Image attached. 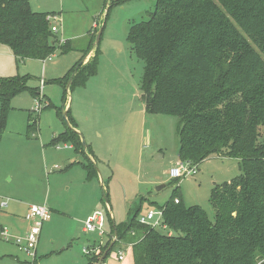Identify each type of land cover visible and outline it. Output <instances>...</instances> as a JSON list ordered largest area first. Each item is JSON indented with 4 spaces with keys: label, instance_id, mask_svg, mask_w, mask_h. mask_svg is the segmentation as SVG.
I'll list each match as a JSON object with an SVG mask.
<instances>
[{
    "label": "rangeland",
    "instance_id": "1",
    "mask_svg": "<svg viewBox=\"0 0 264 264\" xmlns=\"http://www.w3.org/2000/svg\"><path fill=\"white\" fill-rule=\"evenodd\" d=\"M111 1L30 0L34 11L55 10L51 25L58 26L54 32L58 49L46 59L17 61L12 50L0 44V78L29 74L28 84L39 89L38 98L26 91L11 99L0 135V203H7L0 206V264H87V240L97 256L114 240L109 219L107 234L85 232L89 215L108 206L119 223L139 208L140 214L157 210L177 185L186 205L202 206L214 220L213 188L241 174L239 160L211 156L198 164L195 174L178 181L170 177L171 167L184 161L179 158V118L146 110L145 63L128 40L130 26L148 20L156 0H126L109 8ZM91 38L92 49L84 60L93 58L99 48L98 72L85 86L69 90L64 101L63 86L52 80L78 66L83 52L62 53L59 46L68 39L83 49ZM69 107L76 130L95 151L91 161L98 176L93 178L85 168L89 155L76 151L70 141L55 139L70 127L61 115ZM29 124L37 128L28 131ZM261 134L264 139V127ZM106 193L108 205L103 202ZM33 204L50 210L35 257L13 241L29 230L22 217ZM104 264H134L131 247L118 242Z\"/></svg>",
    "mask_w": 264,
    "mask_h": 264
},
{
    "label": "trees",
    "instance_id": "2",
    "mask_svg": "<svg viewBox=\"0 0 264 264\" xmlns=\"http://www.w3.org/2000/svg\"><path fill=\"white\" fill-rule=\"evenodd\" d=\"M125 1L112 0L109 8ZM51 14L34 11L30 0H0V44L17 61L50 57L59 41ZM128 40L145 63L146 110L179 118V158L196 164L211 156L235 158L241 174L213 188L214 220L202 206L186 205L179 185L158 206L166 228L141 223V208L119 223L109 215L114 244L98 256L87 253V264H99L103 256L104 264L118 242L131 247L134 264H264V0H156L150 18L130 26ZM59 49L83 52L69 87L77 65L52 80L63 86L65 101L69 90L97 74L99 48L87 62L92 38L86 48L66 40ZM30 78H0V135L15 95L39 97ZM67 117L74 129L55 139L93 155L75 130L71 107ZM85 168L89 178L98 176L91 160ZM103 202L109 203L107 193Z\"/></svg>",
    "mask_w": 264,
    "mask_h": 264
},
{
    "label": "built area",
    "instance_id": "3",
    "mask_svg": "<svg viewBox=\"0 0 264 264\" xmlns=\"http://www.w3.org/2000/svg\"><path fill=\"white\" fill-rule=\"evenodd\" d=\"M51 20V16L49 17ZM53 32H58V26L51 25ZM198 164L192 163L189 161H179L177 165L172 166L170 169V177L179 179L184 178L187 175H192L197 172ZM178 202V199H176ZM1 207L7 206L6 202L0 203ZM109 215L112 216L111 211L107 206V210H95L88 218L85 220L84 231L85 232H94L99 235L107 234L105 227L107 225ZM25 220L29 224V230L26 232L25 237H18L14 239L22 249H24L32 257H35V252L38 247L40 234L43 228V224L46 220L50 218V210L45 205H36L33 204L29 207L27 213L25 214ZM141 223L150 224L154 228H166V225L163 221V210L162 209H150L146 213L139 216ZM2 235H7L8 231L3 230ZM171 234V232H170ZM116 239V237H115ZM95 247L87 245L84 248L86 253L93 252ZM124 258V251H119V259ZM30 264V262L28 261Z\"/></svg>",
    "mask_w": 264,
    "mask_h": 264
},
{
    "label": "water",
    "instance_id": "4",
    "mask_svg": "<svg viewBox=\"0 0 264 264\" xmlns=\"http://www.w3.org/2000/svg\"><path fill=\"white\" fill-rule=\"evenodd\" d=\"M107 12H108V11H107ZM101 34H102V31H100V32L97 34V37H96V43H97V44H99V42H100ZM78 67H79V65L77 66L75 72L72 74V77L70 78V81H69L68 87L70 86V84H71V82H72V78H73V76L75 75V73H76ZM142 99H143V102L145 103V101H146V94H145V93L143 94ZM69 108H70V107H69ZM69 108H67L66 110L63 111V117H64V119L67 121L68 126H70L71 128L74 129V127L71 125V123H70V121H69V119H68V117H67V114H68ZM75 130H76V129H75ZM81 139H82L83 145L86 147L87 144H86V142H85V140H84V138H83L82 135H81ZM163 186H164L163 184L160 185V186L158 187V189L162 188ZM112 244H114V242H113ZM103 259H104V256L102 257V259H101V261H100L99 264H102Z\"/></svg>",
    "mask_w": 264,
    "mask_h": 264
},
{
    "label": "crops",
    "instance_id": "5",
    "mask_svg": "<svg viewBox=\"0 0 264 264\" xmlns=\"http://www.w3.org/2000/svg\"><path fill=\"white\" fill-rule=\"evenodd\" d=\"M53 11H55V10H53ZM53 11H45V12H53ZM94 26H95V24H94ZM94 26H93V27H94ZM91 29H92V28H91ZM91 29H90V30H91ZM67 40H68V39H67ZM88 42H89V41H88ZM79 51H80V50H79ZM80 52L82 53V51H80ZM15 58H16V57H15ZM86 59H87V58H86ZM20 61H21V60H20ZM84 62H86V61L84 60ZM68 72H69V71H68ZM68 72H67V73H68ZM67 73H66V74H67ZM67 106H68V105H66V107H67ZM75 120H76V119H75ZM76 122H77V121H76ZM77 126H78V123H77ZM78 129H79V128H78ZM72 146H73V145H72ZM91 146H92V145H91ZM92 149H93V148H92ZM93 151H94V150H93ZM94 158H95V151H94V154H93V155H92V154H89V159H90V160H92V159H94ZM226 158H229V157H226ZM230 180H231V179H229V180H227V181H230ZM30 206H31V205H30ZM28 209H29V208H28ZM27 211H28V210H27ZM24 216H25V215H24ZM24 216H23L22 218H23L24 221H26L25 218H24ZM26 222H27V221H26ZM43 226H44V224H43ZM83 230H84V228H83ZM13 241H14V240H13ZM87 245H90V241H89V240H87Z\"/></svg>",
    "mask_w": 264,
    "mask_h": 264
}]
</instances>
